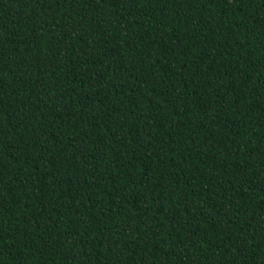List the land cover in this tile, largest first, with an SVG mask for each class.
<instances>
[{
  "label": "trees",
  "instance_id": "obj_1",
  "mask_svg": "<svg viewBox=\"0 0 264 264\" xmlns=\"http://www.w3.org/2000/svg\"><path fill=\"white\" fill-rule=\"evenodd\" d=\"M0 264H264V0H0Z\"/></svg>",
  "mask_w": 264,
  "mask_h": 264
}]
</instances>
